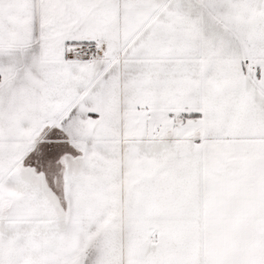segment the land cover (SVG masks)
<instances>
[{
    "label": "snow or ice",
    "instance_id": "1",
    "mask_svg": "<svg viewBox=\"0 0 264 264\" xmlns=\"http://www.w3.org/2000/svg\"><path fill=\"white\" fill-rule=\"evenodd\" d=\"M0 264H264V0H0Z\"/></svg>",
    "mask_w": 264,
    "mask_h": 264
}]
</instances>
